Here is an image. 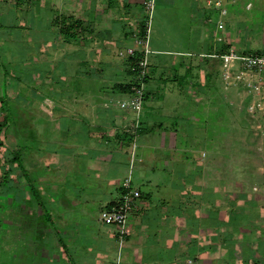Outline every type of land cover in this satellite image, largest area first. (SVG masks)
<instances>
[{
  "label": "rangeland",
  "instance_id": "rangeland-1",
  "mask_svg": "<svg viewBox=\"0 0 264 264\" xmlns=\"http://www.w3.org/2000/svg\"><path fill=\"white\" fill-rule=\"evenodd\" d=\"M116 1L117 5L108 9V0H39L37 3H30L31 0H0V37L8 38V43H11L6 45L5 50L9 48L15 52L14 56H18V59L15 56V60H3L5 66L2 73L16 79L8 85L10 92L16 91L12 95L14 101L10 102L16 116L6 132L8 148L2 154L5 159H10L18 143L26 146L20 152V157L28 173L27 178H21L15 174L17 165H8L12 177L18 178V181L14 185L13 182L0 183V200H5V211L19 206L21 201L27 207L36 204L32 210L37 216L40 213L50 215V209L44 210L45 199L53 204L52 211L55 209L56 212L55 204L61 202L63 192L73 190V184H78L80 190L88 191L87 188L99 183L98 175L106 174L109 169L105 166L103 172L95 171L101 166L94 163L85 169L87 158H90L88 154L100 158L98 154L102 151L107 153V150L114 148H117V152L119 150L123 161L111 169L119 172L118 178L123 183L130 177L132 188L141 190L143 194H151L153 202H159L164 196L169 197L172 182L180 181L183 174L180 168L165 169L166 172L159 168H155V171L146 168L148 160L144 159L146 155L142 156L140 149L143 140L139 138L136 141V155L139 149L142 159L131 165L132 146L129 149L117 139L123 129L119 131L116 128L118 124L115 120L119 121L128 114L130 121L133 115L116 106L119 100L124 99V94L113 92L112 87L136 83V77L132 78L126 72L128 58L120 57L118 52L133 45L132 35H127H138L139 26L143 19L145 22L149 20L150 12L142 13L148 0ZM206 1L147 2L154 5V10L147 57L149 82L145 86L147 97L142 119L147 115L150 123L162 124L174 133L177 130L176 144L180 146L179 149L187 150L188 147L190 150L185 157H202L204 152L211 151L214 157L210 163L213 165L220 162L223 166L242 162L251 165L254 154L248 129L251 118L246 112L248 102H242L245 98L238 97L236 89L224 84L220 63L200 57L211 52L220 17L216 10L207 7ZM222 1L229 13H236L235 18H225L230 43L239 52L246 49L250 53L264 54V0ZM248 2L253 4L252 11L246 9ZM125 3L132 8V14L124 7ZM63 15H73L84 21L83 31L78 36L79 43L66 42L60 35L59 21ZM1 45L3 42H0ZM140 52L141 48L137 47L134 55ZM203 73L207 76L203 77ZM105 100L110 108L103 107ZM109 131L113 133L110 136L113 142L109 141V147H102L107 143L104 134H110ZM156 136L152 139L154 142L158 140ZM254 143L257 144V141ZM105 158L102 156L99 161ZM76 167L79 172L73 171ZM171 170L172 173L169 172ZM47 179L48 184L63 186L60 195L56 194L58 189L52 185L51 192L47 188H40ZM151 180H160V187L154 186ZM255 180L258 181L257 176ZM20 183L27 189L22 196L19 192L23 185ZM32 189L45 190L47 196L39 191L42 196L31 199ZM39 199L44 208L34 202ZM79 208L76 220L81 224V234H85L84 237L88 233L94 234L100 226L94 221L84 224V211ZM0 210L1 213L4 211L1 207ZM94 214L97 220L98 213ZM33 220L30 216L26 217L23 228ZM54 221L61 223L59 219ZM106 227L115 228L111 225ZM36 228L41 231L44 227L37 225ZM38 231L36 235L39 240L36 241L44 243V231L41 234ZM53 231L52 234L48 233L46 243H51V247L57 249L60 241L56 232L59 229L53 227ZM23 241L26 242L25 239ZM86 242L91 244V239ZM56 254H53L55 263L58 261Z\"/></svg>",
  "mask_w": 264,
  "mask_h": 264
},
{
  "label": "crops",
  "instance_id": "crops-1",
  "mask_svg": "<svg viewBox=\"0 0 264 264\" xmlns=\"http://www.w3.org/2000/svg\"><path fill=\"white\" fill-rule=\"evenodd\" d=\"M20 4H17L18 7ZM7 40L0 37V42H3L0 46V98L3 97L4 84L8 99L12 102V95L16 91L10 92L8 85L16 79L8 73L3 74L2 68L5 58L15 60L17 55L14 56L15 52L9 48L5 50L6 45L11 44ZM202 76L207 75L203 73ZM105 101L103 107L110 108ZM145 116L142 119L143 131L138 138L143 140L140 150L142 156L147 157L144 158L148 160L146 168L151 171L159 168L166 172L176 167L183 171L180 181L172 182L169 197L164 196L159 202H153L151 194H143L139 190L142 194L139 201L142 211L131 215L127 224L129 236L120 244L118 228H107L100 220V214L108 205L116 203L121 195L123 180H119V172L111 167L123 161L122 155L117 148L112 152L107 150V153L104 150L98 156H105L106 161H99L100 158L91 157L89 153L85 169L90 168L91 163L101 166L95 171L103 172L105 166L109 169L106 174L98 175L99 183L87 188L88 191L80 190L78 184H73V190L63 192L61 202L55 204L56 212L55 209L52 211L53 204L45 199L44 210L50 209L52 213L48 215L42 211L44 214L38 216L32 210L36 204L27 207L20 201L19 206L5 211V200H0V207L4 210L2 213L0 210V264H186L191 258L197 264H264V140L255 135L253 121H248L250 144L254 151V156L251 155L253 163L223 166L221 162L219 165L210 163L214 157L211 151L204 152L202 157H185L190 150L188 147L187 150L179 149L180 146L176 144L177 130L175 133L168 131L162 124L150 123ZM115 121L118 124L116 128L121 131L130 124L131 118L129 121L126 114ZM109 132L104 134L107 143L102 147H109V141L113 142L110 138L113 133ZM154 136L158 139L156 142L152 140ZM256 141L257 144L254 143ZM139 154L138 149L137 156L142 159ZM75 170L79 172V168ZM256 176L258 181L255 180ZM150 182L160 187V180ZM51 185L58 189L56 194L60 195L63 186L48 184V179L40 188H47L51 192ZM39 191L46 195L45 190ZM79 207L84 211V224L94 221L100 226L94 234L88 233L85 237V234H81V224L76 220ZM94 212L98 213L97 220ZM28 216L34 218L33 223L23 228L22 224ZM55 219L61 223L55 222ZM37 225L44 228L38 231ZM53 227L59 229L56 232L60 241L57 249L51 247V243H46L48 233L54 232ZM42 230L44 243H37L36 231L41 234ZM87 239H91V244L86 242ZM55 253L58 255L56 263L53 262Z\"/></svg>",
  "mask_w": 264,
  "mask_h": 264
},
{
  "label": "built area",
  "instance_id": "built-area-1",
  "mask_svg": "<svg viewBox=\"0 0 264 264\" xmlns=\"http://www.w3.org/2000/svg\"><path fill=\"white\" fill-rule=\"evenodd\" d=\"M31 1L35 2L37 0ZM149 3H146L147 11L150 12L149 20L146 21V36L139 37L135 35L133 45L125 47L118 52L120 57L130 58L135 56L136 48L140 47V53L144 57L139 64V72L136 76V83L132 87V92L124 94V99L119 100L116 104L125 113L129 112L133 115L130 124L123 128V133L134 136L131 165L136 161L141 162V159H137L136 155V141L142 124V112L146 92L147 57L150 53L148 44L154 5ZM206 5L216 10L220 16L217 22V33L222 32L223 34L216 33L213 36L215 49L223 47V45L226 46V49L220 53L214 50L210 54H201L200 57L220 63L222 81L227 87L236 89L238 97L245 98L242 102H248L246 104V112L254 123L252 125L253 131L256 136L264 140V54L237 51L234 45L230 43L229 37H227L225 18L229 16V11L224 6L223 1L207 0ZM251 6V4H248L247 10ZM141 198V192L138 189L132 188L131 178L128 177L123 183L118 201L110 209H104L100 214L102 223L118 228L120 243L129 236L127 224L130 216L142 211L139 205ZM186 264H197V262L191 258L187 260Z\"/></svg>",
  "mask_w": 264,
  "mask_h": 264
},
{
  "label": "trees",
  "instance_id": "trees-1",
  "mask_svg": "<svg viewBox=\"0 0 264 264\" xmlns=\"http://www.w3.org/2000/svg\"><path fill=\"white\" fill-rule=\"evenodd\" d=\"M30 3H33L32 1ZM251 3L248 2L247 5ZM252 4V3H251ZM117 5L116 0H108V9H113ZM125 8H127V11L129 14H132V8L129 6L128 3H125ZM146 7H143L142 13L148 12ZM247 9V8H246ZM245 9V10H246ZM253 9V4L251 8L249 9L252 11ZM246 12H249L246 10ZM231 16L235 18L236 13L233 12V14L229 13L228 18L231 19ZM60 24V35H62L66 42H72V41H79V33L83 31V25L84 21H81L80 19H77L73 15H63L61 18V21H59ZM146 22L145 19H143L141 25L139 26V31H138V36L139 37H145L146 36ZM132 35L131 39H134L135 33H130L127 36ZM226 46L223 45V47H219L218 49H215V46L213 45L212 48L210 49L211 52H214V50H217L219 53L225 51ZM243 53H250V51H247L246 49L243 51ZM144 59L143 55L141 53H137L136 56L128 58L127 62V74L128 76L134 78L137 76L139 72V64L140 62ZM210 61V60H208ZM190 72V71H187ZM149 76L146 77L145 83L149 82ZM132 84L128 85H123V84H116L112 87V91L118 94H129L132 92ZM146 94H145V100H146ZM10 100L8 99V92L6 90V87L3 89V97L0 98V115L3 117V120L0 121V183L5 184L13 182L12 184L14 185L16 183V180L18 181V178L12 177V174L10 170L8 169V165L10 163H13L17 165V170L16 173L17 176H20L21 178H27L28 173L24 169V165L22 163V159L20 157V152L25 150L24 148L26 146H21V143H18L17 149H15L13 152H11V158L10 159H5V156L2 154L3 150H7V137H6V132L7 130L12 126V124L15 122V110L14 107L10 105ZM143 129H142V124L141 128L139 130L138 135H141ZM117 139L121 140V142L128 148H130L134 142V136L125 134V133H120L117 135ZM23 153V152H22ZM24 154V153H23ZM4 159V160H3ZM14 174V175H15ZM20 178V179H21ZM19 179V180H20ZM22 184V183H20ZM23 185V184H22ZM26 185V184H25ZM26 187V186H25ZM31 199H35L36 196L41 197L42 194L39 193V190L32 189L31 190ZM27 193V189L23 187L20 188V196L24 195ZM35 195V196H34ZM33 201V200H32ZM38 203V205H41L43 202L42 200L39 199V201H35ZM115 203H112L111 205H108L106 209H110ZM25 205V204H24ZM42 206V205H41Z\"/></svg>",
  "mask_w": 264,
  "mask_h": 264
}]
</instances>
